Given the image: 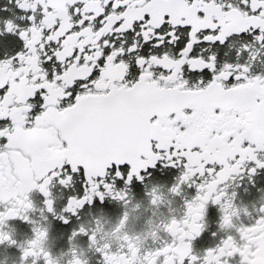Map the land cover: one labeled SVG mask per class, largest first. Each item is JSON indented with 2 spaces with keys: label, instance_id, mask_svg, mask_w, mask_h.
Segmentation results:
<instances>
[{
  "label": "snow or ice",
  "instance_id": "obj_1",
  "mask_svg": "<svg viewBox=\"0 0 264 264\" xmlns=\"http://www.w3.org/2000/svg\"><path fill=\"white\" fill-rule=\"evenodd\" d=\"M7 3L25 23L0 17V37L21 43L0 58V122H6L0 124V229L9 220L33 223L32 191L43 197V211L64 225L95 201L127 206V187L143 183L142 173L159 164L181 169L169 188L173 196L184 186L195 189L182 218L129 235L125 212L110 233L115 251L98 242L99 220L95 230L74 229L69 241L87 237L103 264H228L231 257L264 264V205L254 220L236 226L235 193L228 196L221 187L245 171L251 180L264 170V75L251 73L264 50V0ZM125 35L132 38L117 45ZM245 35L252 43L237 55H246V63L221 65L215 54L197 52ZM187 74L208 78L189 84ZM74 177L82 192L69 195L57 216L49 185L67 189ZM145 195L153 206L162 203L156 188ZM208 205L218 207L219 228L229 234L195 255L192 242L204 229ZM161 230L169 242L143 248ZM32 232L20 248L21 264H56L43 247L47 230L34 226ZM5 242L15 244L0 231V244ZM72 255L71 264H87Z\"/></svg>",
  "mask_w": 264,
  "mask_h": 264
},
{
  "label": "flooded vegetation",
  "instance_id": "obj_2",
  "mask_svg": "<svg viewBox=\"0 0 264 264\" xmlns=\"http://www.w3.org/2000/svg\"><path fill=\"white\" fill-rule=\"evenodd\" d=\"M236 3L237 0H232ZM9 7L10 12H0V17L9 15L21 26L25 21L20 19V14L15 12L14 6L7 3V0H0V8ZM132 37L125 35L117 39V45L121 41L127 42ZM245 43H252L251 38L245 35L231 41L229 44L217 48H210L207 51L197 49L202 55L215 54L218 57L219 63H246L248 57L246 55H237V51ZM21 43L14 37H0V58L5 55L13 54L19 50ZM170 55L174 54L175 50H167ZM131 66V61H126ZM47 70H51L49 66H45ZM251 73L253 75H264V50H260L256 61L252 64ZM208 77L195 76L187 74L185 79L189 84H195L201 79ZM38 111V106L34 107L33 114ZM6 122H0L3 124ZM181 173L180 168H167L159 164L156 168L149 169L142 173L145 176L143 183L133 182L127 187L128 204L123 205L121 202L106 199L103 204L95 201L93 206H85L79 212V219L72 218L69 225H64L59 220L54 219L53 215L47 211H43V197L40 192L32 191L29 193V199L33 205L34 211L29 213V218L33 223H23L20 220H9L5 227L0 231L10 235L15 244L7 242L0 244V264H21L20 248L26 245V242L33 239L32 228L38 226L47 230V238L43 242L44 249L55 260L56 264H71L73 259V251L82 259L86 260L87 264H103L100 255L95 248L89 246L87 237L77 236L69 241V236L74 229H78L81 225L86 230H95L96 221L99 220L103 228L98 233L97 239L100 244L110 243L112 250L115 251L118 247V242L111 238L110 233L113 227L118 223L121 216L127 212L128 220L124 231L129 235H143L146 232L157 229V226L167 223L170 219L183 217L184 201L190 200L195 195V189L187 186L183 187L180 196H173L169 192V188L175 183ZM79 177H74L71 185L66 189L59 184L53 182L49 185L51 199L54 201L56 215H60L62 208L69 195L79 196L82 192ZM123 187L118 183L117 188ZM225 189L228 196L235 193L233 204L238 210V216L234 218L236 226L247 225L255 219L256 210L264 205V170H258L256 175L249 179L245 171L241 176H236L226 182V185H221ZM152 188L158 189V194L162 196V203L159 206H153L150 203V196L145 195L146 192H151ZM247 213V214H245ZM220 212L218 207L208 205L205 217L203 220L204 229L196 240L192 242V252L195 255H202L204 251L210 248H215L222 239L226 238V233L219 228ZM215 233V235H213ZM158 239L153 242L149 237L143 241V248L151 249L162 247L168 243L170 237L164 231H158ZM235 235V232L231 233ZM228 264H239V257L227 258ZM31 264V259L27 262ZM39 264V261L37 262Z\"/></svg>",
  "mask_w": 264,
  "mask_h": 264
}]
</instances>
